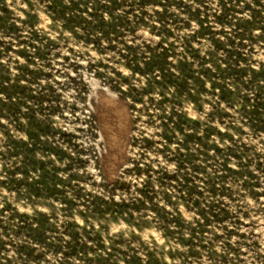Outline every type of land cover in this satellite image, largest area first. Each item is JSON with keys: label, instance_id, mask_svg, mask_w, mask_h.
I'll return each instance as SVG.
<instances>
[{"label": "rangeland", "instance_id": "1", "mask_svg": "<svg viewBox=\"0 0 264 264\" xmlns=\"http://www.w3.org/2000/svg\"><path fill=\"white\" fill-rule=\"evenodd\" d=\"M0 264H264V0H0Z\"/></svg>", "mask_w": 264, "mask_h": 264}]
</instances>
